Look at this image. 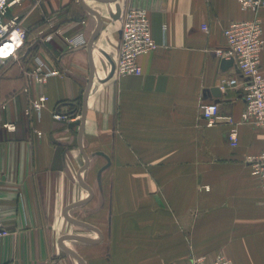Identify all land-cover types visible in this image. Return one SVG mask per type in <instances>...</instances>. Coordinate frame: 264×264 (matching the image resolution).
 Instances as JSON below:
<instances>
[{
  "label": "crops",
  "instance_id": "0c3cea01",
  "mask_svg": "<svg viewBox=\"0 0 264 264\" xmlns=\"http://www.w3.org/2000/svg\"><path fill=\"white\" fill-rule=\"evenodd\" d=\"M81 2L22 0L8 12L27 40L20 59L0 68V121L16 124L0 129V217L10 232L0 264H80L59 246L66 236L92 242L62 241L85 264H191L219 253L264 264V189L244 162L264 151V130L239 124L231 147L230 127H206L199 111L215 103L239 120L244 79L215 51L226 47L227 25L251 14L237 0ZM132 8L147 11L158 46L138 57L141 75L118 76L122 21ZM258 15L264 42V8ZM79 33L87 44L68 50L64 39ZM34 56L63 74L47 81L46 107L28 121L21 90ZM222 78L237 84L221 90ZM88 83L78 139L80 126L70 124L81 120L82 104L74 122L54 120L52 111L82 103ZM67 208L99 235L70 222Z\"/></svg>",
  "mask_w": 264,
  "mask_h": 264
},
{
  "label": "built area",
  "instance_id": "2783aa9c",
  "mask_svg": "<svg viewBox=\"0 0 264 264\" xmlns=\"http://www.w3.org/2000/svg\"><path fill=\"white\" fill-rule=\"evenodd\" d=\"M22 0H0V68L9 62L17 61L22 55L27 40V32L21 24L19 16H8L9 9L19 5ZM241 11L249 12L251 18L243 21L230 22L223 30L226 47L216 50L215 54L222 60L232 59L238 72L244 79L242 84V98L244 110L236 121L232 116L222 115L215 103H203L199 106L201 119L206 127L226 124L230 127L228 140L231 147L237 146V126L248 124L257 129L264 130V74L260 70V54L264 48L262 40V21L258 15L264 8V0H237ZM203 31H207L205 25ZM56 32V31H55ZM53 33L43 35L42 42H48ZM68 50L73 51L84 47L87 40L82 33L64 39ZM150 30L148 13L144 9H128L123 17L121 26V39L119 56L116 63L118 76H139L141 68L137 59L157 48ZM35 65L24 71L25 85L21 93L28 100L23 109V116L29 120H38L48 102V96L43 91L47 81L52 77H61L59 70L51 69L38 56L33 58ZM237 84L236 78H222L219 82L221 90ZM37 88L38 94L31 96ZM36 90V91H37ZM61 106V105H60ZM6 103H0V111L5 110ZM52 118L57 121L74 122L80 119L79 113L69 114L68 110H61L57 106L52 111ZM0 129L6 132L16 130L15 122L0 121ZM40 135V133H37ZM244 162L249 166L252 176L260 181L264 189V151L248 154ZM208 190L207 187H204ZM10 235L9 230L3 225L0 217V242ZM191 264H234L223 254H217L208 261L205 256H194Z\"/></svg>",
  "mask_w": 264,
  "mask_h": 264
},
{
  "label": "water",
  "instance_id": "95a60500",
  "mask_svg": "<svg viewBox=\"0 0 264 264\" xmlns=\"http://www.w3.org/2000/svg\"><path fill=\"white\" fill-rule=\"evenodd\" d=\"M102 1H105V0H102ZM80 3L82 4V2H81V0H80ZM84 8H86L85 6H84ZM96 33H97V30H96V32L93 34V36L91 37V39H90V41H89V46L92 44V42L94 41V39H95V37H96ZM221 64H222V66H230V65H232L233 64V60L232 59H229V60H222L221 61ZM89 85H90V83H88V85H87V88H86V90H85V92H84V95H83V99H82V111H81V120L80 121H78V122H75L74 124H70V126H74V125H79L80 127H79V136H78V139H80V137H81V131H82V122H83V119H84V113H85V103H86V98H87V94H88V91H89ZM86 165V164H85ZM81 172V171H80ZM79 182H80V184L81 185H83L82 184V182L80 181V179H79ZM84 188H86V187H84ZM87 189V188H86ZM69 208H67L66 210H65V217L70 221V222H72V223H74V224H77V225H79V226H82V227H85V228H88V229H91L92 231H94V232H96L98 235H99V232L95 229V228H93V227H91V226H88L87 224H84V223H82V222H79V221H76V220H73V219H71V218H69L68 217V215H67V210H68ZM67 239H74V240H78V241H81V242H88L87 240H85V239H83V238H79V237H75V236H66V237H63V238H60V240H59V246L62 248V250L64 251V252H66L67 254H69L70 256H72L73 258H75L80 264H85L84 262H83V260L76 254V253H74L72 250H70V249H68V248H66V247H64L63 245H62V241L63 240H67ZM96 241H93V243H95ZM88 243H92V242H88Z\"/></svg>",
  "mask_w": 264,
  "mask_h": 264
},
{
  "label": "trees",
  "instance_id": "16d2710c",
  "mask_svg": "<svg viewBox=\"0 0 264 264\" xmlns=\"http://www.w3.org/2000/svg\"><path fill=\"white\" fill-rule=\"evenodd\" d=\"M81 100L77 101V102H69L68 105L69 107V114H74V113H79L80 112V108H81Z\"/></svg>",
  "mask_w": 264,
  "mask_h": 264
}]
</instances>
